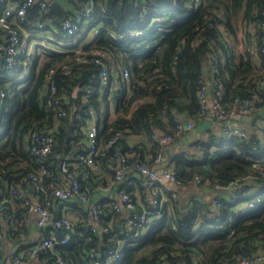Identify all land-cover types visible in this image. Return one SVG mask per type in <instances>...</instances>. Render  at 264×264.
<instances>
[{
  "label": "trees",
  "instance_id": "1",
  "mask_svg": "<svg viewBox=\"0 0 264 264\" xmlns=\"http://www.w3.org/2000/svg\"><path fill=\"white\" fill-rule=\"evenodd\" d=\"M94 2V14L83 19L77 34L83 28H97L94 40L82 50L93 47L107 50L111 84L104 89L100 86L101 66L77 61L76 47L65 52H49L39 63L34 58L30 74L22 79L18 77L23 70V65L17 64L20 54L12 68L4 61L0 63V87L6 90L0 103V193L8 202H15L14 214L19 220L28 212L22 206V197L30 198L34 189L28 175L47 168L52 172L51 177L62 180L65 176L62 162L66 158L74 161L86 152L84 136L91 107L98 111V138L102 143L117 130L140 136L138 143L132 146L123 137L104 155L96 157L100 161L102 179H113L119 154L133 151L128 159L131 167L122 182L132 191L133 179L140 181L137 176L133 177L136 171L132 162L154 161L161 147L155 136L176 135V124L190 118L195 120L196 129L206 116L207 113L201 112L199 92L209 75L214 87L223 84L222 101L227 106H232L236 97L255 94L263 105L264 71L256 73L250 57L240 63L235 61V46L226 35L229 33L232 37L240 26L250 27L258 39L264 62L260 50V38L264 35V0H200L198 6H194L192 0ZM88 4V0H77L81 11ZM72 14L75 15L72 12L69 15ZM50 15L49 9L41 11L37 3L30 9L28 20L46 21ZM23 25L31 26L27 22ZM134 31L141 33L133 35ZM77 34L60 35L72 40ZM65 62L72 65V74L62 72ZM212 63L216 64L215 70H211ZM122 66L131 71L129 88L122 81L116 85L115 71ZM52 67L56 69L54 79L59 89L69 99L68 113L58 120L52 152L46 161L38 163L27 147V136L31 130L52 127L56 123L54 111L45 104L43 89ZM88 87L94 90L92 94L87 93ZM75 91H78L76 95ZM85 96L87 101H84ZM112 106L117 113L114 119H110ZM248 133L244 139L210 128L206 137H193L187 148L177 149L175 143L180 137L191 136V131H186L176 136L174 144L163 146L165 161L174 164L181 187L207 185L217 192L216 185L233 186L236 200L217 194L215 198L220 196L222 202L212 206L211 198L203 195L184 199L179 190H167L170 199L165 204V214L146 233L134 237L130 236L131 230L116 224L118 217L110 210L104 213L102 223L109 231L100 236L98 229L92 230L82 221L90 219L87 208L74 201L81 208V216L73 231L54 229L52 222L39 228L40 239L56 231L59 240L68 236V241L40 250L34 264H58L56 253L68 264H94L99 258H89V248L96 247L103 253L109 247L118 246V239L123 240L122 257L115 264H230L237 254L255 252L264 246V195L254 207L243 212L233 210L235 204L264 194V136L259 137L250 130ZM93 178L92 173L81 174L80 181L97 187ZM174 192L178 198L172 197ZM35 195H38L36 190ZM8 202L2 211L5 214L11 211ZM53 212L54 218L60 215L54 209ZM2 232L4 235L3 225ZM12 234L24 251V255H20L22 262L40 239L35 240L21 220ZM1 262L5 264L7 256L0 251Z\"/></svg>",
  "mask_w": 264,
  "mask_h": 264
},
{
  "label": "built area",
  "instance_id": "2",
  "mask_svg": "<svg viewBox=\"0 0 264 264\" xmlns=\"http://www.w3.org/2000/svg\"><path fill=\"white\" fill-rule=\"evenodd\" d=\"M200 0H192L194 6H198ZM38 3V8L42 11L49 8V0H0V30H3L7 35V42L2 46L4 62L7 67L12 68L16 64L17 56L20 54L22 44L23 23L27 22L34 28L45 27V22L36 20H28V13L30 9ZM88 6L82 11L74 13L75 15L66 14L56 30L61 35L73 36L77 34L80 29V24L85 17H90L95 11L94 0H88ZM140 31H134L133 35H139ZM83 47L77 48L75 51V58L77 61L93 62L101 66L100 70V86L104 89L111 84V73L106 59L109 57L107 50L102 48H91L89 50H82ZM260 50L264 54V35L260 38ZM62 72L65 74H72V65L65 62L61 66ZM216 69V64H211V70ZM56 69L52 67L46 77L43 89L45 93V104L49 109L54 111L56 123L52 127L43 129L31 130L27 136V147L35 155L38 163H43L47 160L53 148L54 130L58 125L60 117L67 115L69 99L64 91L58 87L54 79ZM131 71L128 67L122 66L115 71L116 85L119 82H126V87L130 86ZM262 91L264 93V79L261 83ZM88 94H92L94 90L91 87L87 89ZM224 87L222 83L217 84L216 87L209 88L206 84L199 92L201 103V112L206 114L211 111L214 119L222 124L221 132L224 135H236L246 139L248 137V130L234 125L233 116L238 115L243 117L248 114L260 112L263 105L260 104L259 95H252L251 97L242 98L236 97L232 106H227L223 103ZM76 92V91H75ZM6 96V90L0 87V103ZM88 98L85 96L84 101ZM113 104V103H112ZM114 105V104H113ZM91 117L86 125V132L84 141L86 144V152L79 155L74 161H69L66 158L62 164L61 169L64 173L62 180H57L51 177L52 172L47 168H42L37 173H30L28 178L33 182L34 189L38 192L36 198L22 197V206L26 207L28 212L36 214V226L38 228L45 227L52 222L54 229H64L66 231H73L75 223L78 219L72 217L68 212H61L60 215L54 218L53 200L61 199L68 201H78L86 205L87 210L91 213L89 221L83 218L82 221L87 222L92 230H97L103 227V215L110 210L114 215L120 218L123 212L125 215V227L132 231L131 237L140 236L146 233L151 226L165 214V204L169 201L170 196L167 193V183H175L180 185L181 181L178 173L174 168V164L165 163L160 169L155 167V164L164 162L163 146L172 145L175 143L177 137H180L184 132L192 130L195 127V120L190 118L184 121H179L176 124V135L169 133H161L155 136L161 145L157 152L154 161L147 162L145 160H136L132 162V167H135V174L146 187L150 190L148 202L143 203L133 196V191H129L122 183L125 174L129 171L131 164L128 159L133 155V151L127 154H119L118 168L113 179L106 190L112 189L114 196L107 192L104 197L99 200L90 201V197L97 190L91 184H82L80 176L92 173L100 174V161L96 159L99 155H104L108 148L116 145L120 139L126 137L127 142L132 146L138 143L140 136L127 131L117 130L113 136L106 142L102 143L98 138V111L95 107L90 108ZM110 119H113L110 117ZM177 136V137H176ZM176 137V138H175ZM117 151L119 148L117 147ZM71 165L74 167L71 168ZM256 165V163H255ZM91 171V172H90ZM233 187V186H219L216 185V191L219 188ZM104 188V189H105ZM16 194V191L13 190ZM220 195V194H219ZM264 194L255 196L254 198L237 203L233 206L234 212H243L247 208L254 207L263 197ZM173 198H178L177 193H172ZM41 198V199H40ZM231 200H236L234 196ZM7 197H2L0 193V211L6 208L8 202ZM222 199L217 196L214 199V204H221ZM113 215V216H114ZM105 216V215H104ZM117 218V219H118ZM233 218L231 214L230 219ZM54 219V220H53ZM114 220V217H113ZM116 220V219H115ZM113 221L110 220V223ZM104 231H109L108 227L103 228ZM3 236L2 225L0 223V239ZM65 243L68 241V236L59 240L56 231H53L47 237H43L40 241L33 245L29 251L28 257L35 258L38 252L44 248H51L56 242ZM118 246L109 247L103 253L99 252L96 247H91L88 250L89 258L93 259L97 256L99 259L94 261V264H115L122 257L123 240L118 239ZM58 264H68L65 258L56 253ZM14 264L20 263V256L16 255L12 258ZM264 263V246H260L255 252L249 254H237L230 264H263ZM169 264V263H162Z\"/></svg>",
  "mask_w": 264,
  "mask_h": 264
},
{
  "label": "crops",
  "instance_id": "3",
  "mask_svg": "<svg viewBox=\"0 0 264 264\" xmlns=\"http://www.w3.org/2000/svg\"><path fill=\"white\" fill-rule=\"evenodd\" d=\"M51 1L54 0H49ZM57 1L62 10L64 11L65 15L68 13H78L81 10L77 6V0H55ZM49 9V8H48ZM50 11V10H49ZM51 15L46 19L45 27L43 28H34L32 26L28 27L26 25L23 26L21 29L22 31V44H21V50H20V57L18 58L17 64L23 65V69L25 70L27 65H31L33 61V53H36V56H38L37 60L42 62L47 53L49 52H65L72 50V48H81L85 45L82 44H70V40L62 37L60 33L57 32L56 28L61 23L62 19L54 12H51ZM41 21V20H40ZM95 31L93 35L91 36V43L95 38ZM88 30V29H87ZM226 38H229L228 40L232 42L235 46V61L241 62L243 59H250L252 68H254L256 73H262L261 71H264V62L263 58L261 57V54L259 52V44L258 39L253 32V30L247 28H244L243 26H240L236 29L235 34L231 37L229 33H227ZM64 39L69 40V42L63 41ZM63 45L61 44V42ZM7 42V35L3 30H0V57L2 56V46H4ZM88 43V44H89ZM87 45V44H86ZM4 61V60H3ZM3 63V62H0ZM30 71L25 75L27 76ZM23 76V78L25 77ZM22 78V77H21ZM20 78V79H21ZM206 82L209 84V88L213 87V83L209 77L206 79ZM113 105V104H112ZM112 115L111 117L114 119L117 117V113L115 112L113 106H112ZM233 124L243 127L247 130L252 131L253 133H257L259 137L264 136V99H263V108L260 112L248 114L243 117H240L238 115L233 116ZM212 128L216 131H219L222 129V124L217 122L212 112H207L206 116L202 118V121L197 128L189 130L191 131V136H183L180 137L179 140L175 143V146L177 149L187 148L189 146V143L192 141L191 138L193 137H206L208 135V130ZM166 161L155 164L156 168H161ZM103 174L101 172L100 167V174L94 175V182L97 186V190L94 192V194L90 197V201L99 200L104 197V194L107 192L109 195L114 196V191L112 189L106 190L105 187L108 188V185L110 184L111 178H106V180L102 179ZM134 177V176H133ZM135 178V177H134ZM135 182V183H134ZM133 196L138 199L139 201L143 203H147L150 195V190L144 183L140 180L133 179ZM105 188V189H104ZM167 190H179L181 197L186 199V197L191 195H203L207 199L212 200L214 204V198L217 194L213 189L208 187L207 185L205 187H199L198 184H192L188 186L181 187L178 184L175 183H167ZM32 192L29 196L31 198H36L35 190L32 188ZM233 189L229 190L224 196L231 200L234 197ZM11 204V211L5 214L4 212L0 211V222L3 225L4 228V235L2 236V240L0 241V251L3 253V256H7V262L5 264H14L12 261V258L14 255L17 254L24 255V251L21 248V243L16 242L14 237L12 236L13 229L15 226L21 221L26 224L29 232L35 237V240H39L42 236V231L36 226V214L33 212H27L23 216V219L17 218L15 216V212L17 210V205L14 201L8 202ZM54 205V211L57 213L61 212H68L72 217L75 219H78L79 216H81V208L78 207L74 201H68V200H59L54 199L53 200ZM84 208H86V205L83 204ZM88 215L91 217V213L89 212ZM125 215L126 211L123 212V215L117 219V225H123L125 226ZM26 221V222H25ZM119 223V224H118ZM22 224V223H21ZM120 225V226H121ZM122 227V226H121ZM150 229V228H149ZM148 229V230H149ZM147 230V231H148ZM98 233L100 236L104 235V229L103 227H99ZM24 234V233H22ZM38 262V261H36ZM34 258L30 259L29 257L25 260H22L19 264H34ZM1 264H4L1 262ZM264 264V263H263Z\"/></svg>",
  "mask_w": 264,
  "mask_h": 264
},
{
  "label": "rangeland",
  "instance_id": "4",
  "mask_svg": "<svg viewBox=\"0 0 264 264\" xmlns=\"http://www.w3.org/2000/svg\"><path fill=\"white\" fill-rule=\"evenodd\" d=\"M94 31H95V27L94 28L91 27L88 30H87V28H83L81 32H79L72 40H70V44H72V43H74L76 45L77 44H82V45L88 44L91 41V36L93 35ZM227 39H229V38H227ZM63 41L69 42V40H67V39H64ZM61 44L63 45L62 42H61ZM32 58L33 59L34 58H38V56H36V53H33ZM15 69L17 70V69H20V68L19 67L18 68L16 67ZM30 70H31L30 65H27L26 68H25V70L23 69V70H21L18 73V77L19 78H21V77L23 78V76H25L28 73V71H30ZM14 71H12L11 73H13ZM29 74H30V72H29Z\"/></svg>",
  "mask_w": 264,
  "mask_h": 264
},
{
  "label": "water",
  "instance_id": "5",
  "mask_svg": "<svg viewBox=\"0 0 264 264\" xmlns=\"http://www.w3.org/2000/svg\"><path fill=\"white\" fill-rule=\"evenodd\" d=\"M49 10L51 12L56 13L61 19H63L65 17V13L62 10L60 4L55 0L51 1L50 5H49ZM3 58H4L3 56L0 57V62H3V60H4ZM205 69H206V67H205ZM77 93H78V91L75 92V95ZM231 189H233V187H229V188L221 187V188H219L218 193L220 195H225ZM212 206H214V204H212Z\"/></svg>",
  "mask_w": 264,
  "mask_h": 264
}]
</instances>
